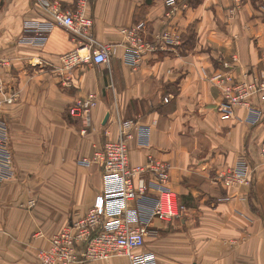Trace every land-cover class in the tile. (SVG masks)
I'll return each instance as SVG.
<instances>
[{
    "label": "crops",
    "instance_id": "obj_1",
    "mask_svg": "<svg viewBox=\"0 0 264 264\" xmlns=\"http://www.w3.org/2000/svg\"><path fill=\"white\" fill-rule=\"evenodd\" d=\"M56 1L82 9L94 20L98 43L116 49L109 64L84 62L67 72L62 56L87 47L89 39L53 25L43 44L30 42L34 34L25 26L50 24L51 13L39 0H0V57L11 60L6 78L15 92L1 110L15 174L0 184V264H33L52 234L93 208L102 170L79 162L118 137L121 118L149 130L147 144L136 130L131 163L150 156L169 162V186L186 207L182 218H155L142 250L155 253L159 264H264V99L260 93L251 98L259 122L246 106L224 119L222 90L212 81L216 71L264 80V0H182L174 9L165 0ZM140 22L148 40L169 31L179 41L157 44L134 67L122 30ZM31 58L48 65L31 66ZM88 99L94 105L86 126L77 104ZM242 161L248 183L238 180ZM119 257L129 264L125 255L89 264Z\"/></svg>",
    "mask_w": 264,
    "mask_h": 264
},
{
    "label": "built area",
    "instance_id": "obj_2",
    "mask_svg": "<svg viewBox=\"0 0 264 264\" xmlns=\"http://www.w3.org/2000/svg\"><path fill=\"white\" fill-rule=\"evenodd\" d=\"M181 1L165 0V5L174 9L182 4ZM39 2L51 13V23L27 24L25 31L34 34L26 38L28 41L43 44L53 25L62 26L73 36H85L89 39L87 47L62 56V67L67 72L84 62L97 65L110 63L116 45L98 43L92 32L93 18L84 17L80 8L76 11L65 9L56 0ZM186 2L187 0H183L185 5ZM145 29V23L140 22L122 30L126 38V59L131 66H137L147 52L155 50L157 44L163 42V45H174L179 41L178 35L169 31L148 40ZM83 50L87 51L84 55L81 54ZM29 63L31 66L48 65L46 61L37 58H31ZM11 67L10 58L0 57V94L4 97V100H0V184L10 180L15 174L10 125L1 111L4 103L15 100V92L6 78ZM66 80H70L69 75ZM212 81L223 93V103L218 109L224 119L231 118L238 106L249 107L251 115L257 113L251 98L260 93L264 99V80L242 81L223 72H215ZM92 105L94 102L91 99L77 104L78 108L83 109L86 126L90 125L89 112ZM78 108L76 112L75 109L71 110L73 117L79 113ZM136 130L141 143L147 144L149 130H139L134 119L121 118L118 137L106 141L95 150L91 158H84L79 162L86 166L95 163L101 167L103 189L87 214L52 234L50 245L39 249L38 257L42 264H89L116 255L127 256L129 264H159L155 253L142 250L147 244L148 236L153 233L152 222L155 218L164 221L181 218L186 213V207L169 186L172 167L169 162L150 156L146 163H131V145ZM85 132L86 128L83 133ZM261 155L264 161V146ZM244 174L242 170L238 178L240 182H248L247 178L244 179ZM143 207L148 210H143Z\"/></svg>",
    "mask_w": 264,
    "mask_h": 264
},
{
    "label": "rangeland",
    "instance_id": "obj_3",
    "mask_svg": "<svg viewBox=\"0 0 264 264\" xmlns=\"http://www.w3.org/2000/svg\"><path fill=\"white\" fill-rule=\"evenodd\" d=\"M216 72H218V71H216ZM220 72V71H219ZM222 95H223V93H222ZM236 109V108H235ZM251 121L253 122V123H256V122H259L260 120H261V115L259 116V113L257 112V113H252V115H251ZM255 121V122H254ZM241 166L238 168L239 169V171L242 173V170H244V172H245V163L242 161L241 162V164H240ZM245 175V174H244ZM247 179H249L248 177H247ZM248 183V182H247ZM177 193V192H176ZM178 194V193H177ZM30 201H32L33 203H29ZM28 203L30 204V205H34V207H32L33 209L36 207V204H37V200H35V199H31ZM180 201H181V203L183 204V205H185L183 202H182V200H181V198H180ZM185 215V214H184ZM182 218V217H181ZM176 219H179V218H176ZM150 235H152V233L150 234ZM149 237V236H148ZM148 239V238H147ZM43 248V247H42ZM37 251H39V250H37ZM36 251V255H34V259H33V264H42L41 263V261H40V259H39V257H38V252ZM149 252H151V251H149ZM110 264H127V260L124 258V257H119V258H116V259H114V260H112V262L110 263Z\"/></svg>",
    "mask_w": 264,
    "mask_h": 264
},
{
    "label": "trees",
    "instance_id": "obj_4",
    "mask_svg": "<svg viewBox=\"0 0 264 264\" xmlns=\"http://www.w3.org/2000/svg\"><path fill=\"white\" fill-rule=\"evenodd\" d=\"M200 1L201 0H190V3L193 5V4H196V3L200 2ZM187 42L189 43V45H192L195 42V33L194 32H192V34L189 37V39L187 40Z\"/></svg>",
    "mask_w": 264,
    "mask_h": 264
},
{
    "label": "bare ground",
    "instance_id": "obj_5",
    "mask_svg": "<svg viewBox=\"0 0 264 264\" xmlns=\"http://www.w3.org/2000/svg\"><path fill=\"white\" fill-rule=\"evenodd\" d=\"M86 52H87L86 50H83V51H81V54L84 55Z\"/></svg>",
    "mask_w": 264,
    "mask_h": 264
},
{
    "label": "water",
    "instance_id": "obj_6",
    "mask_svg": "<svg viewBox=\"0 0 264 264\" xmlns=\"http://www.w3.org/2000/svg\"><path fill=\"white\" fill-rule=\"evenodd\" d=\"M108 117H109V114H107V116H106V118H105V121H107Z\"/></svg>",
    "mask_w": 264,
    "mask_h": 264
}]
</instances>
